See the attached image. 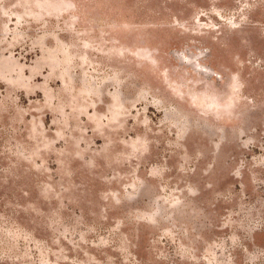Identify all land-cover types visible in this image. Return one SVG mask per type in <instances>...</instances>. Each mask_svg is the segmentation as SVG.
Here are the masks:
<instances>
[{"label":"rangeland","instance_id":"374dc122","mask_svg":"<svg viewBox=\"0 0 264 264\" xmlns=\"http://www.w3.org/2000/svg\"><path fill=\"white\" fill-rule=\"evenodd\" d=\"M0 264H264V0H0Z\"/></svg>","mask_w":264,"mask_h":264}]
</instances>
